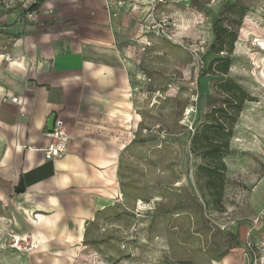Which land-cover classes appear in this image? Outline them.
Returning a JSON list of instances; mask_svg holds the SVG:
<instances>
[{"label": "rangeland", "instance_id": "rangeland-1", "mask_svg": "<svg viewBox=\"0 0 264 264\" xmlns=\"http://www.w3.org/2000/svg\"><path fill=\"white\" fill-rule=\"evenodd\" d=\"M28 2L0 0V7L9 11ZM228 2L247 7L228 78L254 101L245 103L234 126L226 157L225 211L218 212L206 207L196 178L202 159L192 152L191 140L205 115L223 100L216 85L225 77L209 73L208 67L216 58L213 22ZM146 5L143 22L154 40L142 50L143 63L147 90L157 89V98L147 99L148 106L155 105L147 109L141 148L121 171L118 201L99 212L68 253L25 248L35 244L30 237H23L24 248H14L15 220L0 201V264H228L223 258L233 252L242 255L243 264H264V224H255L262 212L250 204L264 174V0ZM157 23L164 33L154 31ZM8 137L0 131V157ZM248 240L254 254L246 248Z\"/></svg>", "mask_w": 264, "mask_h": 264}, {"label": "crops", "instance_id": "crops-1", "mask_svg": "<svg viewBox=\"0 0 264 264\" xmlns=\"http://www.w3.org/2000/svg\"><path fill=\"white\" fill-rule=\"evenodd\" d=\"M31 1L0 7V131L9 136L0 201L10 207L14 232L30 237L36 252L47 244L68 253L118 201L121 171L141 148L155 105L147 99L157 98V89L147 90L142 53L154 40L143 22L151 0H109L110 7L106 0ZM51 116L70 138L54 159L45 154ZM21 179L25 190L17 192ZM250 204L264 211V174ZM223 259L243 264L239 252Z\"/></svg>", "mask_w": 264, "mask_h": 264}, {"label": "trees", "instance_id": "trees-1", "mask_svg": "<svg viewBox=\"0 0 264 264\" xmlns=\"http://www.w3.org/2000/svg\"><path fill=\"white\" fill-rule=\"evenodd\" d=\"M247 7L228 2L213 22L214 41L211 52L216 55L208 67L209 73L224 76L216 88L223 95L219 107L213 108L197 126L191 140V150L202 159L197 167L196 178L206 207L224 212L223 198L227 186L228 165L226 157L231 152L234 126L248 101H254L240 84L228 78L233 54L239 37V27ZM233 25H236L233 26Z\"/></svg>", "mask_w": 264, "mask_h": 264}, {"label": "built area", "instance_id": "built-area-1", "mask_svg": "<svg viewBox=\"0 0 264 264\" xmlns=\"http://www.w3.org/2000/svg\"><path fill=\"white\" fill-rule=\"evenodd\" d=\"M107 1V7H110V1ZM164 0H151L150 3H158V2H163ZM38 10H35L33 12H28L27 13V17L28 19H33V16L36 14ZM154 31L156 32H163L164 33V26L161 23H157L155 26H153ZM13 102H17L18 98L14 97L12 98ZM69 136L68 134L61 128V126L54 128L53 130V136H52V142L51 144L46 148L45 150V154L46 157L48 159H54V158H59L62 157L68 148V144H69ZM264 218V211L261 213V215H259L256 219H255V224L259 223L262 219ZM27 240L22 239H18L17 236L14 237V243H13V247L21 250L22 248H24L23 245H21V242H26ZM31 247L33 249V245L29 246V244H27V246H25V248ZM246 248L253 253V243L250 242L249 240L246 241ZM249 252V256H251V253Z\"/></svg>", "mask_w": 264, "mask_h": 264}, {"label": "water", "instance_id": "water-1", "mask_svg": "<svg viewBox=\"0 0 264 264\" xmlns=\"http://www.w3.org/2000/svg\"><path fill=\"white\" fill-rule=\"evenodd\" d=\"M54 119L55 117L54 116H51L48 120V127H49V130L53 132L54 130ZM25 190V184H24V180L21 179L20 181V185L16 188V191L17 192H22Z\"/></svg>", "mask_w": 264, "mask_h": 264}, {"label": "bare ground", "instance_id": "bare-ground-1", "mask_svg": "<svg viewBox=\"0 0 264 264\" xmlns=\"http://www.w3.org/2000/svg\"><path fill=\"white\" fill-rule=\"evenodd\" d=\"M115 167V166H114ZM18 237V239H22L21 237H19V236H17ZM35 241V240H34ZM40 243H42V242H40ZM39 245V244H38ZM49 245V244H48ZM47 246V244L45 245V247ZM45 247H44V249H45ZM35 248V245H33V249ZM40 248V247H39ZM48 248H49V246H48ZM48 248L46 249V250H48ZM38 250V249H37ZM43 250V249H42ZM45 250V251H46Z\"/></svg>", "mask_w": 264, "mask_h": 264}]
</instances>
